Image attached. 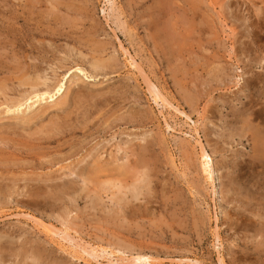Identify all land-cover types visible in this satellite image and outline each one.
<instances>
[{"label":"rangeland","instance_id":"obj_1","mask_svg":"<svg viewBox=\"0 0 264 264\" xmlns=\"http://www.w3.org/2000/svg\"><path fill=\"white\" fill-rule=\"evenodd\" d=\"M105 1L0 0V264H264V191L225 188L264 175L248 169L264 161V0ZM76 67L94 77L73 75L44 115L1 106ZM88 163L93 184L72 196ZM143 174L134 198L124 187Z\"/></svg>","mask_w":264,"mask_h":264},{"label":"bare ground","instance_id":"obj_2","mask_svg":"<svg viewBox=\"0 0 264 264\" xmlns=\"http://www.w3.org/2000/svg\"><path fill=\"white\" fill-rule=\"evenodd\" d=\"M107 2H110L111 0H106ZM105 1V2H106ZM110 4V3H109ZM115 5V4H114ZM107 8V7H106ZM112 10V9H111ZM111 12V11H110ZM115 12V11H114ZM119 12V11H118ZM112 13V12H111ZM120 13V12H119ZM109 15H110V13H109ZM114 15V14H113ZM112 15V16H113ZM116 15V14H115ZM120 15V14H119ZM110 17V16H109ZM115 18V17H114ZM116 20V19H115ZM119 20V19H118ZM118 28H120V27H118ZM253 29V28H252ZM250 31V30H249ZM118 40V39H117ZM120 46V45H119ZM96 47V46H95ZM96 49H99V48H96ZM101 50V52H102V49H100ZM99 50V51H100ZM103 50H104V48H103ZM71 51V50H70ZM98 51V50H97ZM96 51V52H97ZM98 51V53H100ZM123 51V50H122ZM126 51V50H125ZM72 52V51H71ZM94 53H95V51H93ZM92 52V53H93ZM104 52H105V50H104ZM103 52V53H104ZM79 54V53H78ZM83 54V53H82ZM96 54V53H95ZM126 54H127V52H126ZM40 55V54H39ZM102 55V54H101ZM76 57V56H75ZM81 57V56H80ZM79 57V58H80ZM82 57H84V56H82ZM81 57V58H82ZM67 58V57H66ZM71 58V57H70ZM76 59V58H75ZM130 60H129V63H128V65L130 64V66H132L133 67V69L135 70L136 68L135 67H138V66H136L137 64H136V62L130 57L129 58ZM79 60V59H78ZM84 60H85V58H84ZM101 60V59H100ZM100 60H97L96 61V59H95V61L94 62H92V59H91V64H90V68H92L93 70H91V71H93V72H91V73H94L95 71H100V69L102 70V69H104L105 68V70H107L106 68H108V70H109V68L110 69H114V67L115 66H117V65H115V63H114V60H109V63H106L105 61L104 62H101ZM104 60V59H103ZM102 60V61H103ZM106 60V59H105ZM65 61V60H64ZM63 62V61H62ZM61 62V63H62ZM86 62V61H85ZM88 62V61H87ZM260 62L261 63H264V59H261L260 60ZM65 63V62H64ZM72 63V62H71ZM33 65H35V64H33ZM40 65V64H39ZM65 65V64H64ZM63 65V66H64ZM37 66V65H36ZM88 66V65H87ZM263 66V65H262ZM261 66V67H262ZM28 67V66H27ZM31 67V66H30ZM29 67V68H30ZM64 67H66V66H64ZM131 67V68H132ZM67 68V67H66ZM73 68V67H72ZM84 68V67H83ZM57 69V68H56ZM62 69H63V67H62ZM69 69V68H68ZM138 70H139V67L137 68ZM26 70V69H25ZM54 70H55V68H54ZM58 70V69H57ZM57 70H55V71H57ZM66 69H64V71H65ZM115 71H116V68L114 69ZM45 70H43V72H44ZM63 71V70H62ZM103 71V70H102ZM31 72V71H30ZM33 72L34 73H36L37 71L36 70H33ZM32 72V73H33ZM39 72V71H38ZM101 72V71H100ZM141 72V71H140ZM34 73H33V75H34ZM41 73V72H40ZM52 73V72H51ZM97 73V75H98V72H96ZM104 73H106V71L104 72ZM111 73V72H110ZM114 73V72H113ZM46 74V73H45ZM58 74V73H57ZM66 74H67V72H66ZM33 75H31V76H33ZM41 75V74H40ZM43 75V74H42ZM54 75V74H53ZM61 75V74H60ZM75 76V78H76V76H82V77H84L85 79L87 78V79H89V78H93L94 76H91V75H87V73L85 72V69L83 70L81 67H76L75 69H71L69 72H68V74L67 75H64L63 76V78L60 80V81H58V82H55V83H53V84H47V78L45 77H40V76H36L35 78L33 77V78H27V79H25V80H23V82H22V85L21 86H26V87H24L26 90H23L22 89V94L19 92H17V94H19V96L17 97V98H11V99H6V101H4V104H2L1 106H3V105H5V112L7 113V114H9V116H10V114H11V116L13 117V115H15V114H21V113H19V112H23V110H26V108L28 109V111H32V110H34V111H32V114L31 115H29L28 117H27V120H29V121H31V120H33V119H35L38 115L40 116L41 114H43L44 115V113H46L47 112V110H49V107H59L60 105H61V102H57V100L61 97V96H63V94L64 93H66V82H67V80H69L72 76ZM92 75H94V74H92ZM35 76V75H34ZM48 76V75H47ZM96 76V75H95ZM28 77V76H27ZM49 77V76H48ZM61 77V76H60ZM98 77V76H97ZM105 77V76H104ZM141 77V76H140ZM241 77V76H240ZM23 78V77H22ZM25 78V77H24ZM142 78V77H141ZM55 79H57V76H56V78ZM81 79V78H80ZM80 79H78V80H80ZM86 79V80H87ZM95 79V78H94ZM144 79V78H143ZM19 80V79H18ZM49 80H51V79H49ZM53 80V79H52ZM74 81V80H73ZM18 82V81H17ZM21 82V81H20ZM50 82V81H49ZM77 83V82H76ZM151 83V82H150ZM71 84V83H70ZM79 84V83H78ZM148 85H149V83H148ZM13 86V85H12ZM7 87V86H6ZM79 87V86H78ZM0 88H2V87H0ZM12 88H15V89H17V90H20L19 89V87L18 88H16V87H12ZM22 88V87H21ZM70 89V88H69ZM3 91V90H2ZM13 91V90H12ZM14 91H16V90H14ZM10 92V91H9ZM8 92V93H9ZM83 92V91H82ZM146 92H147V90H146ZM148 92H149V94H150V96L154 99V101L156 102V103H158V101L159 100H161V101H164L163 99H164V97H162L161 98V95H160V92H159V90L158 89H156L155 87H153V86H151V87H149L148 88ZM2 93V92H1ZM5 93V92H4ZM259 93V92H258ZM12 94V93H11ZM16 94V95H17ZM148 94V95H149ZM262 95H264V88H263V91H260V94H259V96H262ZM2 97V96H1ZM10 97V96H9ZM150 97V98H151ZM3 98H5V97H3ZM61 99V98H60ZM1 100V99H0ZM42 102H45V103H42ZM66 102V101H65ZM41 103L42 104H51V105H47V106H40L41 105ZM66 104H67V102H66ZM171 104V103H170ZM172 105V104H171ZM40 106V107H39ZM2 107V108H3ZM90 108V107H89ZM92 108H93V106H92ZM91 108V109H92ZM53 109V108H52ZM175 109V108H174ZM27 111V112H28ZM40 111V112H39ZM59 111V110H58ZM181 111V110H180ZM2 112H3V110H2ZM25 112V111H24ZM23 112V113H24ZM49 112V111H48ZM177 112V111H176ZM178 113V112H177ZM180 113V112H179ZM27 114V113H26ZM30 114V113H29ZM181 114V113H180ZM184 114V113H183ZM261 114V113H260ZM164 115V114H163ZM173 115V114H172ZM4 116V115H3ZM2 116V117H3ZM6 116V115H5ZM9 116H6V117H9ZM20 116H22V115H20ZM19 116V117H20ZM183 116V115H182ZM15 117H16V115H15ZM24 117V116H23ZM65 117V116H64ZM171 117V116H170ZM18 118V117H17ZM25 118V117H24ZM167 118V117H166ZM178 118V117H177ZM10 119V118H9ZM13 118H11V120H12ZM175 119V118H174ZM1 120V119H0ZM14 120V119H13ZM16 120V119H15ZM171 120V119H170ZM22 121V120H21ZM26 121V120H25ZM29 121H27V122H29ZM188 121V120H187ZM185 122V121H184ZM30 123V122H29ZM65 123H66V121H65ZM64 122H63V124H65ZM166 123V122H165ZM25 124V123H24ZM28 124V123H27ZM175 124V123H174ZM192 124V123H191ZM67 125V124H66ZM66 125H64V126H66ZM167 125L169 126V124L167 123ZM70 126V125H69ZM171 126V125H170ZM178 126V125H177ZM188 126V125H187ZM172 127V126H171ZM65 128V127H64ZM194 128V127H193ZM3 129V128H2ZM172 129V128H171ZM51 130V129H50ZM262 130H264V129H262ZM262 130H260V132H258V136H259V138L261 139V140H263L264 141V134H262ZM62 131V130H61ZM38 132V131H37ZM52 133V132H51ZM53 134V133H52ZM52 134H50V135H52ZM57 135V134H56ZM46 137H47V135H45ZM58 136V135H57ZM198 137V136H197ZM193 138V137H192ZM49 139H52V138H45L44 139V141H43V143H48L49 142ZM198 142H199V140H198ZM199 144L201 145V142H199ZM202 146V145H201ZM200 146V147H201ZM38 148V147H37ZM42 148V147H41ZM146 148V147H145ZM202 148V147H201ZM200 148V149H201ZM141 149V148H140ZM144 152V151H143ZM99 154V153H98ZM97 154V155H98ZM144 154V153H143ZM147 154V153H146ZM99 156V155H98ZM141 157V156H140ZM99 158V157H98ZM200 158L202 159H200L201 161H202V163H201V161H200V164H202V168H203V172H204V175L206 176V174H207V176H208V178L209 179H211L212 181H214L213 180V170H212V168H213V162H212V159H211V157H210V155L209 154H207V152L206 151H204L203 150V148L201 149V156H200ZM94 160V159H93ZM97 160H99V159H97ZM97 160H95L93 163H91V164H95V162L97 161ZM127 162V161H126ZM89 164L90 163H88L87 165H86V167H84V168H81L77 173H76V175L75 176H77L79 179H80V182L82 183V186L81 187H79L77 184L75 185V186H78V188H75L74 189V192L72 193V196H76L77 195V192L78 191H85V189H86V187L88 186V185H91L92 186V184H93V182L91 181V179H90V176H89V173H90V170H91V168H90V166H89ZM96 165V164H95ZM100 165V164H99ZM127 165V164H126ZM42 166V165H41ZM93 166V165H92ZM128 166V165H127ZM129 166H130V163H129ZM100 167H102V166H100ZM100 167H98V168H100ZM144 167V166H143ZM97 168V167H96ZM140 168V167H139ZM145 168V167H144ZM201 167H200V169H202ZM262 169L263 171H264V161H261V160H256V163L255 162H253V164H250L249 166H248V169H250L251 171H257L258 169ZM130 169H132V168H130ZM100 170V169H99ZM96 171V170H95ZM123 171H125V169H123ZM128 171V170H127ZM97 172H98V170H97ZM145 172V171H144ZM70 173V172H69ZM125 173H127L126 171H125ZM202 173V172H201ZM71 174H73L74 175V171L73 172H71ZM183 174V173H182ZM72 175V176H73ZM142 175V174H141ZM148 176V175H147ZM245 175H243V176H241V175H239V176H237L238 178H236V179H234V180H232L231 178V180L232 181H230L229 183H226L225 184V188H226V191L230 194L231 192L233 193V194H235L236 196H238V195H240V196H243L244 198H246L247 200H249L250 202H252V201H254V196H253V194H251L250 192H249V189L248 190H246V189H242L241 187H240V182L239 181H241V182H243V183H247V184H251V186L253 187V188H255L256 190H260V191H264V175H263V173H256V174H252L250 177H247V178H245L244 177ZM257 177H260L261 178V181H256L255 182V178H257ZM139 178V177H138ZM207 178V179H208ZM217 178V177H216ZM238 179V180H237ZM133 181V180H132ZM144 181H146V175H144L143 174V178L142 179H140V180H138V181H136V182H132L130 185H127V186H125L124 187V189L125 190H127V193L129 192L130 193V195L132 196V197H136L137 196V194H138V191H139V184L140 183H143ZM208 181V180H207ZM129 182V181H128ZM240 183V184H239ZM118 184V183H117ZM212 184V183H211ZM110 185H114L113 183H103L102 184V188H104L105 190L106 189H108V186H110ZM233 186L236 188H233ZM250 186V185H249ZM116 188H117V186H115ZM65 189V188H64ZM67 189H69V187L68 188H66V190ZM93 189V188H92ZM145 189V188H144ZM55 190V189H54ZM59 190V189H58ZM65 190V191H66ZM102 190V189H101ZM213 190V189H212ZM59 191H61V190H59ZM63 191V190H62ZM119 191V190H118ZM142 191V190H141ZM87 192V191H86ZM120 192V191H119ZM126 192V191H125ZM4 193V192H3ZM62 193V192H61ZM264 193V192H263ZM85 194V193H84ZM117 194V193H116ZM124 194V193H123ZM126 195V194H125ZM1 196V195H0ZM86 196V195H85ZM112 196V195H111ZM224 196V195H223ZM226 196V195H225ZM129 197V196H128ZM238 198V197H237ZM119 199L120 198H118L117 199V201H119ZM242 199V198H241ZM76 200V199H75ZM92 200L93 201H97L98 200V198L97 197H95V198H92ZM125 200V199H124ZM121 202V201H120ZM123 202V201H122ZM115 203V202H114ZM118 203V202H117ZM116 204V203H115ZM95 205H97V204H95ZM117 205V204H116ZM118 205H120V204H118ZM245 206H246V204H245ZM248 206H250V205H248ZM260 207H262V209H264V198L260 201ZM250 209V208H249ZM261 209V208H260ZM261 209V210H262ZM256 219L258 218L262 223H258V224H263L264 225V216L263 215H261V214H252ZM216 217V216H215ZM247 219V218H246ZM233 220V219H232ZM234 221V220H233ZM251 222V221H250ZM254 223L256 222V221H253ZM262 226V225H261ZM260 227V226H259ZM260 229H261V227H260ZM264 229V228H263ZM214 231H215V229H214ZM60 233H61V231H59ZM65 234V233H64ZM255 234V233H254ZM56 235V234H55ZM59 235H61V234H59ZM218 235V234H217ZM63 236V235H62ZM66 236H67V234H66ZM60 238V237H59ZM63 238V237H62ZM65 238H69V237H65ZM254 238V237H253ZM15 239V238H14ZM64 239V238H63ZM74 240V239H73ZM68 241V240H67ZM69 242H70V240H69ZM72 242V241H71ZM16 243V242H15ZM14 244V243H13ZM216 245V244H215ZM10 249V248H9ZM81 249V248H80ZM91 249V248H90ZM117 249V248H116ZM93 250H96V249H93ZM8 251V250H7ZM100 251V252H99ZM98 252L99 253H101L102 251L101 250H99ZM104 251V250H103ZM82 252L84 253V255L86 254V256H88L89 258L91 257L92 259L94 258V259H96L97 258V260H98V258H100V255H97V253L95 252V251H92V249L89 251L88 249H85L84 247L82 248ZM104 252H106V250L104 251ZM104 252H103V255H105L104 254ZM121 252V251H120ZM120 252H118L117 251V253H120ZM35 253V252H34ZM37 253V252H36ZM109 253V252H108ZM113 254V253H112ZM30 255V254H29ZM38 255H40V254H38ZM109 256H110V254H108ZM108 255H106V256H108ZM114 255V254H113ZM17 256H18V253H17ZM35 257V256H34ZM102 257V256H101ZM39 260H41V259H39ZM97 260H95V261H97ZM134 260L137 262V263H139V264H141V263H146L149 259L147 258V257H144V256H142V255H138V256H135L134 257ZM134 261V262H135ZM219 261H221L220 259H219ZM36 262V261H35ZM149 262H150V260H149ZM38 263V262H37ZM40 263V262H39ZM222 263V262H221ZM42 264H44V263H42Z\"/></svg>","mask_w":264,"mask_h":264}]
</instances>
